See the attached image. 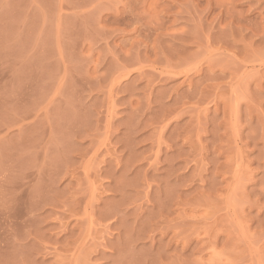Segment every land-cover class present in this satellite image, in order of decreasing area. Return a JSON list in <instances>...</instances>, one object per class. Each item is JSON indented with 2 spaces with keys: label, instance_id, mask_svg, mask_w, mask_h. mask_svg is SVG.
<instances>
[{
  "label": "rangeland",
  "instance_id": "374dc122",
  "mask_svg": "<svg viewBox=\"0 0 264 264\" xmlns=\"http://www.w3.org/2000/svg\"><path fill=\"white\" fill-rule=\"evenodd\" d=\"M0 36L87 123L0 120V264H264V0H14Z\"/></svg>",
  "mask_w": 264,
  "mask_h": 264
},
{
  "label": "crops",
  "instance_id": "0c3cea01",
  "mask_svg": "<svg viewBox=\"0 0 264 264\" xmlns=\"http://www.w3.org/2000/svg\"><path fill=\"white\" fill-rule=\"evenodd\" d=\"M13 1L0 0V6ZM22 43L16 36H0V120L12 126L26 118L33 108L41 112L33 114V132L48 129L56 140L66 142L70 137L67 130L71 128V120L75 119L79 126L78 134L82 135L87 127L83 114H66L63 109L70 87L71 75L68 72L71 67L60 54L45 46H38L34 51H28L33 55H26ZM62 72H66L64 83L57 90V98L53 99V83L60 79ZM25 81L37 83L33 93L23 88ZM19 207L25 209L24 195L0 189V214L26 213L25 210L14 211Z\"/></svg>",
  "mask_w": 264,
  "mask_h": 264
}]
</instances>
